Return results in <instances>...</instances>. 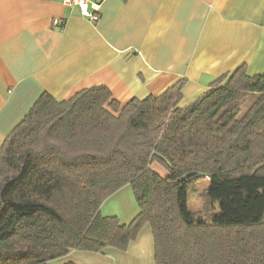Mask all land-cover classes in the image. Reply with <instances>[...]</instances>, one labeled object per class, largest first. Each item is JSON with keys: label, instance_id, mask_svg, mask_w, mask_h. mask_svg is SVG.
Instances as JSON below:
<instances>
[{"label": "trees", "instance_id": "trees-1", "mask_svg": "<svg viewBox=\"0 0 264 264\" xmlns=\"http://www.w3.org/2000/svg\"><path fill=\"white\" fill-rule=\"evenodd\" d=\"M181 89L125 105L105 86L43 93L0 148V264L125 251L147 224L156 264H264V73L242 65L183 108ZM127 185L140 211L121 224L101 207Z\"/></svg>", "mask_w": 264, "mask_h": 264}, {"label": "crops", "instance_id": "crops-1", "mask_svg": "<svg viewBox=\"0 0 264 264\" xmlns=\"http://www.w3.org/2000/svg\"><path fill=\"white\" fill-rule=\"evenodd\" d=\"M92 1L102 5L96 23L56 0H0V148L43 93L68 100L105 86L125 105L181 83L183 108L242 65L249 75L264 73V0ZM127 188L101 207L121 224L140 211L127 205ZM67 263L156 264L152 227L125 251L72 250L49 264Z\"/></svg>", "mask_w": 264, "mask_h": 264}, {"label": "rangeland", "instance_id": "rangeland-1", "mask_svg": "<svg viewBox=\"0 0 264 264\" xmlns=\"http://www.w3.org/2000/svg\"><path fill=\"white\" fill-rule=\"evenodd\" d=\"M211 185H212L211 181L207 179H203L189 186V189L186 192V195L188 198L186 205L190 211L192 212L193 211H198V212L203 211V206H204L203 195L208 193ZM127 186L128 188L124 192H122L124 195L125 201L128 206L132 205V203H135V205L137 206L138 204L136 202L132 186L131 185H127ZM111 201H114V200H111ZM110 203L108 202L107 205H109ZM214 207L216 211L219 212L218 205L215 204ZM263 214H264V209H263Z\"/></svg>", "mask_w": 264, "mask_h": 264}, {"label": "built area", "instance_id": "built-area-1", "mask_svg": "<svg viewBox=\"0 0 264 264\" xmlns=\"http://www.w3.org/2000/svg\"><path fill=\"white\" fill-rule=\"evenodd\" d=\"M68 6L78 7L81 14L91 22L96 23L100 19L101 3L92 0H56ZM64 25L63 20H54V26Z\"/></svg>", "mask_w": 264, "mask_h": 264}]
</instances>
